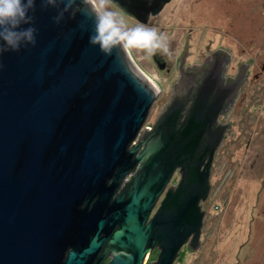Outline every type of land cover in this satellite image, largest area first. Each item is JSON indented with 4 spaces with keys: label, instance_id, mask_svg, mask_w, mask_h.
Returning a JSON list of instances; mask_svg holds the SVG:
<instances>
[{
    "label": "water",
    "instance_id": "obj_1",
    "mask_svg": "<svg viewBox=\"0 0 264 264\" xmlns=\"http://www.w3.org/2000/svg\"><path fill=\"white\" fill-rule=\"evenodd\" d=\"M111 1L146 21L171 0ZM56 15L57 8L36 0V44L0 53V264H87L106 243L117 252L110 264H141L154 226L151 244L167 242L158 264H171L187 232L180 220L194 214L199 225L208 174L146 234L145 219L177 164L174 141L154 138L132 166L152 159L149 172L141 181L138 173L127 203L110 204L157 89L130 52L105 54L89 43L94 22L83 0L59 22ZM69 247L75 251L65 260Z\"/></svg>",
    "mask_w": 264,
    "mask_h": 264
},
{
    "label": "rangeland",
    "instance_id": "obj_2",
    "mask_svg": "<svg viewBox=\"0 0 264 264\" xmlns=\"http://www.w3.org/2000/svg\"><path fill=\"white\" fill-rule=\"evenodd\" d=\"M107 6L129 27L137 24L110 0ZM149 26L168 38L170 55L158 51L161 57L174 61L188 42L190 61L209 46L227 47L235 60L251 64L245 88L224 119L232 128L216 151L206 222L218 254L212 264H264V0H171ZM129 52L149 76L162 78L151 55L142 49ZM173 81L159 88L147 124L155 122L163 102L170 100ZM195 264H202L200 258Z\"/></svg>",
    "mask_w": 264,
    "mask_h": 264
},
{
    "label": "flooded vegetation",
    "instance_id": "obj_3",
    "mask_svg": "<svg viewBox=\"0 0 264 264\" xmlns=\"http://www.w3.org/2000/svg\"><path fill=\"white\" fill-rule=\"evenodd\" d=\"M110 2L124 16L131 18L137 24L142 23L147 26L151 19L159 16L168 4L158 14L151 13L145 19L146 21H142L143 19L126 14L111 0ZM190 47V44L186 42L174 61L170 57H161L158 52L150 56L162 76L159 80L152 78L138 66L146 77L149 76L148 80L152 79L155 83L154 88H158L155 99L159 96V88H166L174 77L171 85V98L169 101L163 102V111L155 122L147 124L150 108L140 132L128 146V153L132 150L135 153L128 171L124 175H120L118 184L112 192L110 204H113L118 198H122L120 205L127 203L135 191V180L138 173L141 175V181L149 172V163L151 164L152 159L148 158L145 160V164L138 163L132 168L135 158L146 146V143L154 138H160L161 141L173 140L177 146L174 153V161L177 164L156 196L145 219L144 231L146 234L150 233L152 222L159 218L164 210H169V217H172L189 198L186 195L196 191L191 187L192 185L193 188L197 187L196 178L207 173L205 196L197 201V207L202 214L201 220L197 225V222L194 221V214H190L191 216L186 214L185 216L190 219L180 220L179 224H187V232H185L184 239L171 264H195L199 258L202 264H212L218 254L213 247L215 240L212 230L206 221L209 214L207 204L210 203V178L213 162L220 142L225 138L226 132L232 128L230 122H225L224 119L236 106L241 89L245 88L246 81L250 76L251 64L235 60L231 49L227 47L211 49L209 46H206L200 58L190 61ZM255 75L258 77L257 74ZM156 172L154 169L149 173V176L152 177ZM116 174L117 171L105 181L106 187H110L114 183ZM184 188H188V190L184 192ZM184 194L186 195L184 196ZM175 195L177 196L174 197ZM94 201L90 207L93 206ZM85 205L86 202L83 201L79 208H84ZM164 228L166 227L164 226ZM155 229L156 226L144 247L141 264H158L165 254L166 240L163 242L156 240L151 244ZM90 236L93 237L94 234ZM87 248V245L82 246L83 250ZM74 251V247H69L65 253V260ZM116 254L113 246L106 243L87 264H110Z\"/></svg>",
    "mask_w": 264,
    "mask_h": 264
},
{
    "label": "clouds",
    "instance_id": "obj_4",
    "mask_svg": "<svg viewBox=\"0 0 264 264\" xmlns=\"http://www.w3.org/2000/svg\"><path fill=\"white\" fill-rule=\"evenodd\" d=\"M76 2L41 0L42 4L57 8V15L53 18L57 22ZM83 3L94 22L89 43L98 46L105 54L114 50L126 54L132 49H142L149 56L158 51L170 55L168 38L156 27L142 23L129 27L122 15L107 6V0H83ZM35 6L36 0H0V53L36 44Z\"/></svg>",
    "mask_w": 264,
    "mask_h": 264
},
{
    "label": "bare ground",
    "instance_id": "obj_5",
    "mask_svg": "<svg viewBox=\"0 0 264 264\" xmlns=\"http://www.w3.org/2000/svg\"><path fill=\"white\" fill-rule=\"evenodd\" d=\"M149 78V76H147ZM149 82L152 84V86L155 85V83L152 81V79L149 80ZM156 86V85H155ZM157 89V88H156ZM158 90V89H157Z\"/></svg>",
    "mask_w": 264,
    "mask_h": 264
}]
</instances>
